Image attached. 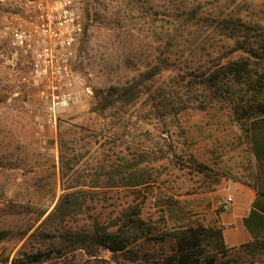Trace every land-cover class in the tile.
<instances>
[{
  "label": "rangeland",
  "instance_id": "rangeland-1",
  "mask_svg": "<svg viewBox=\"0 0 264 264\" xmlns=\"http://www.w3.org/2000/svg\"><path fill=\"white\" fill-rule=\"evenodd\" d=\"M79 1L90 16L73 62L75 101L55 131L44 120L25 58L11 53L4 31L15 15L0 0V264L46 244L61 247L72 234L68 228L116 229L134 205L155 223L157 238L133 242L121 254L68 250L42 264H166L181 229L221 227L228 182L255 181L249 123L231 114L230 103L215 100L165 118L146 97L136 107L99 114L94 89L128 85L152 67L163 70L161 79L199 71L236 56L241 45L244 55L264 51V0ZM177 26L181 33H174ZM169 35L177 37L175 44H168ZM135 158L148 167L149 183L85 191L80 212L62 224L49 222L51 228L42 225L68 179L91 181L97 167L126 166ZM55 227L63 235L42 237ZM206 247L219 264H264V242L222 250L213 240ZM138 251L143 263L133 260Z\"/></svg>",
  "mask_w": 264,
  "mask_h": 264
},
{
  "label": "trees",
  "instance_id": "trees-1",
  "mask_svg": "<svg viewBox=\"0 0 264 264\" xmlns=\"http://www.w3.org/2000/svg\"><path fill=\"white\" fill-rule=\"evenodd\" d=\"M100 4L105 8L104 3ZM120 11L124 12V10ZM89 16L90 13L87 11L86 17ZM87 29L88 19L86 32ZM181 30L182 28L177 26L174 33H181ZM174 40H177V37L169 35L168 44H175ZM235 51L240 53H236V56L225 55L219 62L199 71L168 72V77L161 79L163 70L152 67L142 71L140 76L128 85L110 86L108 89L95 88L94 110L99 114L112 109L126 110L136 107L142 98L146 97L151 103V110L155 109L156 114L165 118L189 108L204 109L213 100L228 102L232 105L231 114L239 121L244 123L246 120L249 123L257 170L260 173L264 171V51L257 52L255 49H250L249 54L244 55V45L238 46ZM244 87H246L245 93ZM113 167L102 165L97 167L96 172L87 177L91 181L75 182L74 179L72 181L68 179L64 185L66 193L56 207L47 214L42 225L51 228V225L65 223L67 217H73L75 210L80 212L83 204L81 198L86 196L85 191L99 188H137L150 182L148 167L142 166L139 158L133 159L126 166ZM77 172L75 170V173ZM259 173L255 175L253 182L258 180L260 184L264 181V177ZM102 177L105 178L103 181H101ZM80 178L82 177L78 175L76 180ZM253 182L246 183L253 184ZM141 214L138 205L128 206L119 222L116 221V229L110 230L108 227L95 229L97 224H94L92 228H86V231L80 230L82 233H73L68 228L67 232L72 234L64 237L65 243L60 245L61 247L55 248V245L51 247L46 244L36 250L23 251L18 257L8 259L3 264H42L56 257L55 255H64L66 251L75 249L94 255L97 247L121 254L133 242L157 238L155 223L152 220H145ZM58 232L59 228L55 227L54 230L49 229L43 233L42 237L48 239L63 235ZM163 234L162 239L166 238L168 233ZM213 240L218 241L219 249L229 248L224 242L222 227L206 228L197 225L181 229L176 236L172 253L165 256L163 261L166 264H219L216 253L206 247ZM263 242L264 240H256L243 246ZM139 256L141 254L138 251L134 254L133 260L143 263V256L142 258Z\"/></svg>",
  "mask_w": 264,
  "mask_h": 264
},
{
  "label": "built area",
  "instance_id": "built-area-1",
  "mask_svg": "<svg viewBox=\"0 0 264 264\" xmlns=\"http://www.w3.org/2000/svg\"><path fill=\"white\" fill-rule=\"evenodd\" d=\"M2 1L15 15L4 31L11 53L25 58L44 120L57 131L62 115L75 101L73 62L87 26L80 1Z\"/></svg>",
  "mask_w": 264,
  "mask_h": 264
},
{
  "label": "crops",
  "instance_id": "crops-1",
  "mask_svg": "<svg viewBox=\"0 0 264 264\" xmlns=\"http://www.w3.org/2000/svg\"><path fill=\"white\" fill-rule=\"evenodd\" d=\"M259 174L264 177V171ZM224 189L227 196L224 195L218 221L226 246L243 247L264 240V181L260 184L258 180L253 184L231 181Z\"/></svg>",
  "mask_w": 264,
  "mask_h": 264
}]
</instances>
